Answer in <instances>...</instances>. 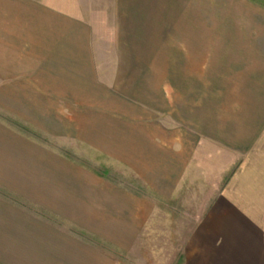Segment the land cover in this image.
Segmentation results:
<instances>
[{
	"label": "crops",
	"instance_id": "obj_1",
	"mask_svg": "<svg viewBox=\"0 0 264 264\" xmlns=\"http://www.w3.org/2000/svg\"><path fill=\"white\" fill-rule=\"evenodd\" d=\"M159 4L160 0H108L103 15L108 23L113 15L112 32L119 41L111 70L101 66L99 49L92 43L98 29L84 19L78 5L71 10L62 4L60 11L44 4L40 16L27 22L20 49L11 45L5 57L1 53L0 108L45 135H62L65 121V129L89 136L86 142L98 150L99 145L120 146L116 136L123 137L121 149L128 151L147 152L152 146L160 176L155 190L162 200L174 198L175 186L185 175L207 171L216 158L226 157L229 187L215 195L211 209L221 208L223 200L254 201L247 211L233 207L234 214L247 218L230 225L226 233L236 235L233 239L239 243L250 239L256 247L260 238L264 242V224L255 220L264 215V195L250 192L247 197L248 193L226 189L241 184L248 161L245 152L251 160L264 155V97L258 83L250 81L248 87L243 79L231 81L227 70L249 71L264 64V47L259 44L264 31L241 35L254 40L245 49L178 43L164 49L162 19L152 16ZM256 14L264 16V10L257 6ZM194 55L199 58L192 59ZM109 71H115L110 78ZM243 120L249 126L246 141ZM9 127L16 139L31 135ZM46 151L51 149L13 141L0 144V264H100L97 245L94 250L92 241L84 239L71 244L62 221L70 218L98 236L99 223L114 222L116 210L129 219L130 197L100 187L98 177H63L62 161L46 158ZM55 168L58 172L52 173ZM210 213L203 214L197 231H203ZM243 262L264 264V252Z\"/></svg>",
	"mask_w": 264,
	"mask_h": 264
},
{
	"label": "rangeland",
	"instance_id": "obj_2",
	"mask_svg": "<svg viewBox=\"0 0 264 264\" xmlns=\"http://www.w3.org/2000/svg\"><path fill=\"white\" fill-rule=\"evenodd\" d=\"M44 4L60 11L62 4L71 10L78 5L84 19L93 21L98 29L95 32L98 36L94 37L92 43L99 49L98 60L101 66L111 70L116 65L114 53L119 41L112 32L113 15L110 14L109 23L108 18L103 15L107 13L108 0H0V56L3 53L5 57V52L9 51L11 45L16 51L20 49L21 36L28 31L27 22L35 21L40 16L38 10ZM257 6L260 11L264 10V0H160L159 7L152 16L162 19L161 47L164 49L177 43L178 47L223 46L245 49L252 47L254 40L242 39L241 35L246 37L245 32L249 33L254 29L264 31V16L256 14ZM236 36L238 37L235 38ZM259 42L260 47H264V40ZM197 58L199 57L195 55L192 57L195 60ZM252 69L239 72L235 67L232 70L228 68L227 79H243L248 87L250 81L252 84L258 83L259 95L264 97V64ZM2 70L5 76L7 67ZM112 74L115 71H109L107 77L110 78ZM102 76L106 77V72ZM8 113L0 108V127H3L0 128V144L10 145L13 141L48 146L51 151L45 152L46 158L62 161L63 177H98L100 187L114 190L116 195L130 197L129 219L116 210L113 215L114 222L108 225L105 222L99 223L98 236L95 232L81 229L70 218L66 219V223L62 221V229L66 227L71 244L84 239V242L92 241L94 250V245H97L100 264H246L243 258L249 259L255 252H264L261 238L256 247H252L250 239H242L239 243L233 239L236 235L232 237L226 233V228L235 223L243 224L247 218L234 214L233 207H242V211H247L245 209L254 206V201L223 200L219 205L221 208L211 209L214 208L212 206L215 195L223 187H229L225 184L231 170L223 167L227 164L226 157L216 158L219 162L212 161L206 168L207 171L200 169L189 178L186 175L185 178L181 176L183 181L175 186L178 192L174 194V198L162 200L155 190V180L160 176H156V152L152 151V146L147 152L128 151L125 146L121 149L123 137L116 136L115 140L120 146L115 145L112 146L113 149H109L99 145L98 150L96 146L86 142L89 136H76L71 128L65 129L68 126H65V121H62V135H45ZM6 123L14 130L31 135H23L18 139L11 137V129ZM242 127L246 141L249 137L247 121L243 120ZM245 153L248 161H244L241 184H234L226 190L248 193L247 197H250V192L264 195V155L260 154L261 158L251 160L249 152ZM51 171L57 173L58 169ZM259 202L262 203L263 200ZM224 207L232 208L228 210ZM208 212H211L208 224L203 226V231H197L199 222L205 216L203 214ZM225 212L228 214L225 215ZM119 214L120 216H115ZM255 220L264 224V215ZM218 228L222 230H217Z\"/></svg>",
	"mask_w": 264,
	"mask_h": 264
}]
</instances>
